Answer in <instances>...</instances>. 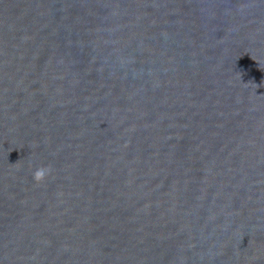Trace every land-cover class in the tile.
<instances>
[{"label": "water", "instance_id": "95a60500", "mask_svg": "<svg viewBox=\"0 0 264 264\" xmlns=\"http://www.w3.org/2000/svg\"><path fill=\"white\" fill-rule=\"evenodd\" d=\"M0 264H264V0H0Z\"/></svg>", "mask_w": 264, "mask_h": 264}, {"label": "clouds", "instance_id": "9594fccd", "mask_svg": "<svg viewBox=\"0 0 264 264\" xmlns=\"http://www.w3.org/2000/svg\"><path fill=\"white\" fill-rule=\"evenodd\" d=\"M49 171L50 169L48 167H39L33 172L32 178L37 184H39L45 179Z\"/></svg>", "mask_w": 264, "mask_h": 264}]
</instances>
